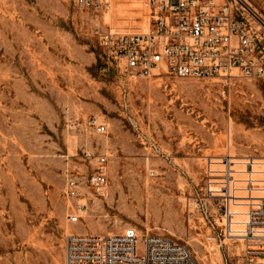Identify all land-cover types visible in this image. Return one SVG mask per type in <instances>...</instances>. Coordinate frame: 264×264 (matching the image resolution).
<instances>
[{"label":"rangeland","instance_id":"1","mask_svg":"<svg viewBox=\"0 0 264 264\" xmlns=\"http://www.w3.org/2000/svg\"><path fill=\"white\" fill-rule=\"evenodd\" d=\"M147 16L148 0H0V264H64L68 233L127 227L186 245L199 264L264 256V241L209 238L187 212L207 156L212 167L264 157V80L121 73L95 28L140 31ZM93 117L105 133L85 125ZM100 154L108 182L98 191L88 179ZM67 174L85 179L77 223Z\"/></svg>","mask_w":264,"mask_h":264},{"label":"built area","instance_id":"2","mask_svg":"<svg viewBox=\"0 0 264 264\" xmlns=\"http://www.w3.org/2000/svg\"><path fill=\"white\" fill-rule=\"evenodd\" d=\"M82 5L93 0H78ZM148 28L121 32L98 25V45L120 72L131 76L177 78L234 77L264 80V10L253 0H148ZM85 125L105 133L96 118ZM154 149L160 151L155 143ZM209 160V161H208ZM206 157V181L187 204L188 216L198 215L212 239L222 235L246 243L264 241V157L221 158L213 166ZM88 182L98 191L108 182L106 155L97 157ZM85 179L67 174L64 192L68 221L77 223ZM256 193V194H255ZM223 220V223H219ZM221 226V227H220ZM224 241V240H223ZM64 264H199L186 245L135 227L107 234L68 233ZM226 264L228 261L226 260ZM244 264H264V256L247 252Z\"/></svg>","mask_w":264,"mask_h":264},{"label":"bare ground","instance_id":"3","mask_svg":"<svg viewBox=\"0 0 264 264\" xmlns=\"http://www.w3.org/2000/svg\"><path fill=\"white\" fill-rule=\"evenodd\" d=\"M147 18H148V25H149V17L147 16ZM147 28H148V27H147ZM147 28H145V29H147ZM145 29H144V30H145ZM140 31H141V30H140Z\"/></svg>","mask_w":264,"mask_h":264}]
</instances>
